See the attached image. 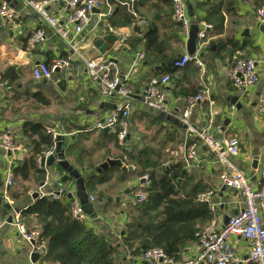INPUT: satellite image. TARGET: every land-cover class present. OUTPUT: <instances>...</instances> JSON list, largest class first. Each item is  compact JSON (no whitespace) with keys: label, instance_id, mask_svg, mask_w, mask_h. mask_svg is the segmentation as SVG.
Segmentation results:
<instances>
[{"label":"crops","instance_id":"0c3cea01","mask_svg":"<svg viewBox=\"0 0 264 264\" xmlns=\"http://www.w3.org/2000/svg\"><path fill=\"white\" fill-rule=\"evenodd\" d=\"M3 1L16 8L18 18L7 21L0 17V73H8V77L4 79L5 86L0 88V132L4 129L13 131L16 144L20 147V157L11 163L9 154L0 147V194H3L6 204L11 207H5L6 212H0V264H46L40 259L41 256L34 263L31 262L30 244L19 241L14 228L7 223L8 216L13 215L15 209L20 211L33 201L31 192L43 191L40 188L41 182L36 183L32 177L20 181L13 177L11 171L15 162L31 153V139L22 136L25 122L41 124L43 127L59 124L68 132L74 133L66 142H76L82 153L80 158L78 151L75 156L67 157L65 149L66 160L72 165L77 162L82 172L84 170L78 162L82 160L84 164L90 163L93 165L91 169L82 174L102 173L107 179L92 191L96 193L101 190L104 193L100 202L97 201V196L87 193L94 197L98 217L97 221L89 219L88 225L97 235L105 236L119 247L117 264H154L138 256H131L124 247L119 246L128 213L134 206L132 195L142 191L144 185L141 177L137 176L141 170L137 163L140 157L128 163L122 162L126 167L125 171L118 166L98 171V167L106 160L120 158L121 149L110 130H85L96 120L116 111L119 97L114 95L101 98L95 84L88 77L85 65L74 58L69 69L57 71L49 79H35L32 75L33 68L64 57L71 50L65 40L40 22L37 14L25 1L0 0V5ZM35 1L45 3L47 11L58 18L59 24L67 31L68 38L86 59L106 60L112 57L117 60L114 63L120 69L122 83L133 93L131 111L127 117L128 140L133 150L131 155L137 152L139 156H146V160L158 162L157 171H161L160 167L180 163L183 166L181 173L185 177L178 180H182L186 188L203 187L213 194L212 202L217 204V208L209 224H214L215 227L224 225L226 218L242 207L241 199L235 190L224 186L219 180L221 167L214 156L179 122L178 116L184 107L185 97L175 94L177 90H173L171 83H167L162 88L166 113L146 108L141 100L147 82L153 77L165 75L163 68L171 60L186 53L187 37L174 25L170 0H143L136 5V22L133 25L116 26L115 33L107 31L105 24L109 22L108 19L100 20L98 10H95L90 22L78 34L74 33V26L68 22L69 10L64 3L59 0ZM217 1L185 0L186 9L187 3L190 4L199 28L206 21L198 4ZM256 10L254 0H237L231 12L222 9L224 23L221 31L212 26L203 45L197 48L196 54L202 66L190 62L187 70L196 76L189 78L190 83L179 82L181 87L191 88V92L202 86L210 90V102L201 110L195 109L189 117L190 128L200 130L211 125L216 136L236 137L240 142V151L234 158V163L254 185L260 182L259 170L264 166V111H259L256 107L264 87V23L257 18ZM187 12L190 18L188 9ZM37 27L45 30L47 41L44 46L37 45L28 50V35ZM150 29L156 31V56L167 53L169 61L152 64L140 61L132 68L136 52L144 50L145 35ZM108 35L116 36V41L109 42L110 49L101 53L94 42L98 39L108 42ZM121 35L125 37L124 42L119 41ZM239 57H253L257 60L259 81L252 88H236L226 77L227 68ZM162 63L164 67L155 71L154 68ZM176 74L178 72L173 77ZM235 96L238 97L239 108L231 102ZM41 98L46 103H42ZM226 119L230 122L224 125ZM191 142L197 147L199 159L196 163H187L184 158L186 147ZM58 167L60 166L55 162L46 168L52 175L60 177L64 171L60 168L62 173L57 172ZM8 177L13 181L10 186L6 185ZM47 187L49 188L45 186V189ZM126 190L128 191L125 192ZM12 195H18V199H13ZM23 219L24 222H29V227L34 226L33 217L26 216ZM230 242L235 253L245 260L248 253L247 242L240 236H231ZM199 249L198 239L186 243L172 264H185L196 257Z\"/></svg>","mask_w":264,"mask_h":264},{"label":"built area","instance_id":"2783aa9c","mask_svg":"<svg viewBox=\"0 0 264 264\" xmlns=\"http://www.w3.org/2000/svg\"><path fill=\"white\" fill-rule=\"evenodd\" d=\"M37 14L40 22L48 26L53 33L65 40L71 53L51 60L49 63H41L32 70L35 79H49L57 71L67 70L70 68L71 60L74 58L82 62L88 74L89 79L95 84L101 98L106 99L117 95L120 99L116 111L108 114L103 119L96 120L90 126L85 128L86 131H95L107 128L115 136L117 144L124 151L125 155L121 161L126 160V154L132 153V146L129 143V127L127 117L131 111L132 91L122 83V75L117 64L114 62H105V60L86 59L84 54L76 48L75 43L68 38L67 31L59 24L58 18L51 15L45 3L35 0H23ZM64 3L69 10L68 22L74 26V33L78 34L90 22V18L95 10H98L100 20L108 19L115 3L125 6L126 12L137 17L135 10L136 0H59ZM173 21L178 23L181 28V34L187 37L190 26V18L186 9L185 0H170ZM257 18L264 23V0L261 1L256 10ZM0 17L7 21H14L18 18V11L6 1L0 5ZM105 27L108 32L115 33V27L106 22ZM212 28L208 22L202 24L197 34V46L204 43L207 32ZM47 41V35L42 27L33 29L27 38V49H33L35 46H44ZM121 42L125 41L124 36H120ZM143 58V52H136L132 63V68ZM193 62L197 66H202V62L195 53L190 56L187 53L180 55L173 60L172 66L184 68L188 63ZM257 60L253 57L236 58L233 65L226 70V77L236 88H252L259 81V74L256 68ZM169 81L168 75H161L151 78L141 96L142 103L146 108L151 110L167 112L165 96L162 91L164 85ZM5 80L0 75V88L5 86ZM210 102V90L205 86L185 100L184 107L178 116L179 122L194 134L195 140L205 146L215 160L219 163L221 171L219 180L221 183L235 190L240 196L242 207L238 212L229 217L227 223L220 227L214 224L204 226L198 234L200 245L196 257L185 264H264V166L259 170V180L257 185L252 184L246 176L234 163V158L239 154L240 142L236 137H219L213 132L212 126L207 125L200 130L190 128L189 117L195 109L201 110L204 105ZM259 111H264V87L259 95L257 105ZM46 135L52 141V147L36 158L38 167L41 168V158L52 154L54 144L57 138L65 141L73 133L68 132L59 124H50L43 127ZM0 147L9 155V161H14L20 157V147L16 144V138L13 131L4 129L0 132ZM187 163L198 162L199 156L196 144L191 142L187 145L185 155ZM12 163V162H11ZM44 173L43 185L40 186L43 191L39 196H47L52 199H60L65 193H71V216L79 221L88 224L89 218L82 210L78 199L74 196V187L72 184L62 185L51 190H46L45 186H51L59 177L52 175L46 166L42 168ZM144 185L148 183V177L142 176ZM11 177L6 180V185H12ZM213 194L210 190L199 193L196 197L197 202L203 203L208 210L214 214L217 204L212 202ZM144 191H138L132 195L134 204L141 203L145 200ZM89 201L94 202V197L89 196ZM10 224L18 235L19 241L30 244L31 253H37L41 256L46 245L40 240L39 230L33 227H27L20 213L11 215ZM231 236L242 237L248 245L247 257L244 260L238 256L230 242ZM139 258L151 261L154 264H172V260L167 257L165 252L160 248H150L141 253Z\"/></svg>","mask_w":264,"mask_h":264},{"label":"trees","instance_id":"16d2710c","mask_svg":"<svg viewBox=\"0 0 264 264\" xmlns=\"http://www.w3.org/2000/svg\"><path fill=\"white\" fill-rule=\"evenodd\" d=\"M142 1L136 0L135 10L136 5ZM261 1L254 0L256 9ZM236 2L237 0L202 2L198 4V7L203 13L204 20L210 23L213 29L221 31L224 23L222 9L231 12L234 10ZM136 18L126 12L125 6L115 3L108 21L113 27L127 26L133 25ZM174 25L181 33L180 25L175 21ZM156 37L155 29H150L145 35L146 43L141 61L147 64L169 61L170 57L167 53L156 56L157 47L154 44ZM172 62L173 60L163 68V71L168 75V83H171L173 90H177L175 94H181L187 99L197 90L191 92V88L181 87L179 82L190 83V79L196 75L187 70L189 63L179 69L173 67ZM176 72L178 74L173 77ZM7 74H1L3 80L8 77ZM41 101L46 103L44 98H41ZM22 136L31 139V153L24 159L15 162L11 167L13 177L20 181H26L32 177L36 183L42 182L45 171L38 167L36 158L48 151L53 143L50 137L45 134L41 124L25 122ZM77 151L80 158L82 153L80 147L76 142H71L66 148V156H75ZM123 155L125 153L121 149V157ZM137 157H140L137 163L141 167L137 176L148 175V183L142 188L146 198L143 202L134 204L129 211L124 232L120 236L119 246L124 247L131 256H139L150 248H160L173 261L177 258L181 247L188 242L197 240L201 229L212 220L213 214L207 206L196 200L197 195L206 189L188 186L189 191H186L187 188L183 185V181L178 180L185 177L181 173L183 166L180 163L160 167L161 171H157L158 162L146 160V156L143 154L139 156L137 152L132 155L131 153L126 154L124 162L134 161ZM73 163L85 178L84 185L87 193L102 199L104 193L101 190L96 193H92V191H95L96 185L105 183L107 179L102 173L82 174L85 170L91 169L93 165L90 163L84 164L82 160L78 162L84 170L83 172L77 162ZM59 171L62 173L60 167L57 172ZM67 184L71 183L65 185ZM12 198L18 199V195H12ZM5 204L6 200L3 194H0V212H6ZM194 204L196 205L194 206ZM70 207L71 199L65 193L60 199L39 196L19 211L22 217L34 218L33 228L39 230L40 240L46 245L40 259L46 264H117L119 247L105 236L97 235L87 223L74 219L71 216ZM25 224L29 227V222H25Z\"/></svg>","mask_w":264,"mask_h":264},{"label":"water","instance_id":"95a60500","mask_svg":"<svg viewBox=\"0 0 264 264\" xmlns=\"http://www.w3.org/2000/svg\"><path fill=\"white\" fill-rule=\"evenodd\" d=\"M187 9L190 11V26H189V30L187 33V38H186V53L190 56L194 55L197 51V42H198V38H197V34L199 32V26L197 23V20L195 18V16L192 13V7L190 4L187 3ZM97 11V10H96ZM245 33L247 34L248 32L245 31ZM106 40H108V42H104V40L102 39H98L94 42L95 47H97L99 49V52L104 53L107 50L110 49L109 47V42L114 43L116 41V36L114 35H108L106 37ZM199 56H202V53H199ZM116 62L117 60L115 58H107L105 60V62ZM160 67H164V63H162L160 66H157L156 68H154V70H158ZM244 88H242L243 90ZM238 97L235 96L231 99V102L233 104H236V108L240 107V104L237 102ZM108 105V104H107ZM230 120L226 119L224 122V125L229 124ZM105 131H107V128H104ZM68 143L62 139V138H57L55 144H54V149L52 154H50L47 157H42L41 158V168H43L44 166L49 167L51 166L53 163H57L60 168L64 171L63 174L57 179L55 180L52 185L48 188H46V190H51L53 188H57L60 187L66 183H71L74 187V193H75V197L78 199L82 210L84 211V213L89 217V219L93 220V221H97L98 217H97V212L95 210V206L94 203L89 201V195L87 194L86 190H85V185H84V181L85 178L84 176L81 175V173L79 172V170L77 168H75L70 162H68L65 158V149L67 148ZM109 166H118L122 169V171L126 170V167L123 165L121 158H115V159H108L106 160L104 163H102L99 167H98V171L105 169ZM255 166V164L253 165ZM131 169V168H128ZM141 182H144L143 180H141ZM43 183H40V186H42ZM129 190V189H128ZM128 190H126L125 192H127ZM67 196L69 198H72V194L68 193ZM31 197L33 200H35L37 197H39V192H31ZM98 202L101 201V199H97ZM6 208H11L9 206V204H5ZM15 213H19L18 209L14 210ZM229 217L226 218L225 224L227 223ZM11 222V215L8 216L7 218V223ZM224 224V225H225ZM38 259V254L37 253H31L30 254V260L31 262H35Z\"/></svg>","mask_w":264,"mask_h":264},{"label":"rangeland","instance_id":"374dc122","mask_svg":"<svg viewBox=\"0 0 264 264\" xmlns=\"http://www.w3.org/2000/svg\"><path fill=\"white\" fill-rule=\"evenodd\" d=\"M148 177V175H146Z\"/></svg>","mask_w":264,"mask_h":264}]
</instances>
